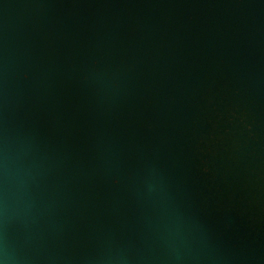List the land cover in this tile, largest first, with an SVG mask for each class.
Returning <instances> with one entry per match:
<instances>
[{
    "label": "water",
    "instance_id": "95a60500",
    "mask_svg": "<svg viewBox=\"0 0 264 264\" xmlns=\"http://www.w3.org/2000/svg\"><path fill=\"white\" fill-rule=\"evenodd\" d=\"M0 264H264V0H0Z\"/></svg>",
    "mask_w": 264,
    "mask_h": 264
}]
</instances>
